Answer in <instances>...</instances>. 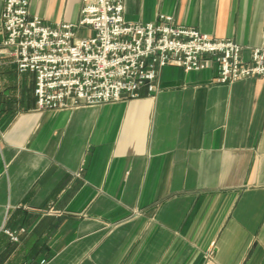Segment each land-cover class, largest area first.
<instances>
[{
	"label": "crops",
	"instance_id": "obj_1",
	"mask_svg": "<svg viewBox=\"0 0 264 264\" xmlns=\"http://www.w3.org/2000/svg\"><path fill=\"white\" fill-rule=\"evenodd\" d=\"M47 24L82 0H29ZM0 0V264H264V76L166 66L141 97L38 111L4 47ZM264 46V0H124L129 22ZM14 233L17 240L8 234Z\"/></svg>",
	"mask_w": 264,
	"mask_h": 264
},
{
	"label": "built area",
	"instance_id": "obj_2",
	"mask_svg": "<svg viewBox=\"0 0 264 264\" xmlns=\"http://www.w3.org/2000/svg\"><path fill=\"white\" fill-rule=\"evenodd\" d=\"M2 29L18 72L35 75L38 111L139 98L143 87L155 91L166 66L187 72L215 67L219 84L264 76V46L244 58L235 41L176 25L171 16L129 22L124 0H82L77 23L52 25L30 12L29 0H5ZM205 259L215 264L213 248Z\"/></svg>",
	"mask_w": 264,
	"mask_h": 264
},
{
	"label": "rangeland",
	"instance_id": "obj_3",
	"mask_svg": "<svg viewBox=\"0 0 264 264\" xmlns=\"http://www.w3.org/2000/svg\"><path fill=\"white\" fill-rule=\"evenodd\" d=\"M10 232H8V234H9ZM14 234V233H13ZM11 238V237H10ZM12 239V238H11ZM13 240V239H12Z\"/></svg>",
	"mask_w": 264,
	"mask_h": 264
}]
</instances>
